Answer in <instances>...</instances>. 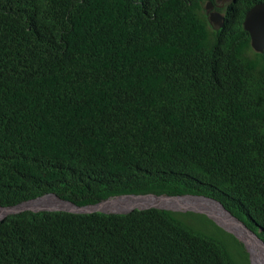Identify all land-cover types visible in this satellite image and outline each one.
<instances>
[{
  "label": "trees",
  "instance_id": "trees-1",
  "mask_svg": "<svg viewBox=\"0 0 264 264\" xmlns=\"http://www.w3.org/2000/svg\"><path fill=\"white\" fill-rule=\"evenodd\" d=\"M210 1L0 0V208L200 197L264 252V53L244 29L264 0H233L223 28ZM0 264L251 261L207 216L152 208L10 215Z\"/></svg>",
  "mask_w": 264,
  "mask_h": 264
},
{
  "label": "bare ground",
  "instance_id": "bare-ground-1",
  "mask_svg": "<svg viewBox=\"0 0 264 264\" xmlns=\"http://www.w3.org/2000/svg\"><path fill=\"white\" fill-rule=\"evenodd\" d=\"M61 178H62V176H61ZM59 201L60 200L56 199L54 196H47V197L41 198L39 200L23 204V205L19 206L17 209H19V210H24V209H29V208L43 209V208H47V207H50V208H71V206H69L68 204H65V203L59 202ZM155 205L156 206H163V207H172V208H177V209H180L183 207H194V208L204 210V211H208V212L214 214L221 223L228 226L231 230L235 231L237 234L242 236V238L247 241V243L249 244V247L252 251V255H253V259H254L253 261H255L254 264H264V252L259 250L256 243L245 232L244 228L242 226H240L238 222L234 221L230 216L221 214L217 211L212 210L208 206H203L199 203L179 200V198L143 197L133 204L124 205V204H120V203H116V202H114V203L108 202V203H102L100 206L93 207V208H91V210L104 209L107 211H126V210L136 208V207H147V206H155ZM10 212H11V210H4V209L0 208V217H4V216L8 215V214H10Z\"/></svg>",
  "mask_w": 264,
  "mask_h": 264
},
{
  "label": "water",
  "instance_id": "water-1",
  "mask_svg": "<svg viewBox=\"0 0 264 264\" xmlns=\"http://www.w3.org/2000/svg\"><path fill=\"white\" fill-rule=\"evenodd\" d=\"M222 2V5L220 7H224L226 5V3L232 1V0H219ZM215 4L214 2H211L207 5V9L208 12H210L213 8H214ZM211 22L215 25H218L220 27L225 26L224 24V17L221 13L219 12H215L211 14ZM245 29L247 31H249L252 35V38L254 40L253 44L254 47L258 50V51H264V2L257 4L255 7H253L247 14L246 20H245ZM129 196H156L155 198H180V196L178 197H171V196H157V195H129ZM102 203L97 204V205H93V206H87V207H83L85 209H82L80 207H76L72 204H70L72 206V209L68 210L71 212H76V213H93V212H104V213H116V214H129L131 212H133L136 209L139 210H143V209H148V208H152V207H156V208H164L162 206H147V207H136V208H132L126 211H107L104 209H98V210H91V208L93 207H97L100 206ZM18 207H16L15 209H12L10 214H20L22 212L28 211V210H33L35 212H38V210L40 209H34V208H29V209H24V210H19L17 209ZM221 208L223 209V207L221 206ZM47 211H51L53 210L52 208H43ZM82 209V210H80ZM175 211H183V212H187V211H193V212H198L200 210H197V208L194 207H183L180 209H173ZM224 210V209H223ZM225 211V210H224ZM226 212V211H225ZM210 218H212L219 226H221L222 228H225L227 231H229L230 233L235 234V232L233 230H231L230 228H228L226 225H224L223 223H221L218 218L214 215H212L209 212H206ZM10 214L1 217L0 220L7 218ZM238 238H240L238 235H236ZM242 240H244L245 244L247 245V247H249V244L247 243V241L245 239L242 238ZM250 248V247H249ZM252 264H254V261H252Z\"/></svg>",
  "mask_w": 264,
  "mask_h": 264
},
{
  "label": "clouds",
  "instance_id": "clouds-1",
  "mask_svg": "<svg viewBox=\"0 0 264 264\" xmlns=\"http://www.w3.org/2000/svg\"><path fill=\"white\" fill-rule=\"evenodd\" d=\"M233 1V0H232ZM232 1H230V2H228V3H226V5L224 6V7H220L221 5H222V2L221 1H219V0H216V2L215 1H210L209 3H211V2H214V4H215V6H214V8L210 11V12H208V9H207V5L209 4H207L206 5V11H207V13H208V15H209V18L211 17V14L212 13H214V11L215 12H219V13H221L222 15H223V17H224V24H225V15H224V13L222 12V11H220V9H226V7L232 2ZM264 2V1H263ZM263 2H259V3H257V4H260V3H263ZM257 4H255L254 5V7L257 5ZM252 9V8H251ZM250 9V10H251ZM249 10V11H250ZM248 11V12H249ZM248 14V13H247ZM246 17H247V15H246ZM245 20H246V18H245ZM210 21H211V18H210ZM244 23H245V21H244ZM214 25V24H213ZM214 26H218V25H214ZM218 27H220V26H218ZM224 27V26H223ZM223 27H220V28H223ZM244 29H245V25H244ZM246 30V29H245ZM247 31V30H246ZM247 32H249V31H247ZM250 33V32H249ZM250 35H251V33H250ZM251 39H252V48L254 49V51L255 52H258V53H264V51L262 52V51H258L255 47H254V44H253V42H254V40H253V38H252V35H251ZM150 195H156V194H150ZM129 195H125V196H121V197H128ZM157 196H159V195H157ZM161 196H166V195H161ZM54 197L56 198V199H58V200H60L61 202H63V203H65V204H68L69 206H71L70 204H72V205H74V206H76V207H80V208H82V209H85V208H83V207H87V206H77V205H75V204H73V203H71V202H69V201H66V200H62V199H60L57 195H54ZM138 197V196H137ZM140 197V196H139ZM151 197H156V196H151ZM171 197H178V196H171ZM42 198H44V197H42ZM115 198H120V197H115ZM181 199H191V200H205V201H208V202H211V203H213V204H215V205H217V206H219L220 207V209L224 212V213H226L227 215H229L234 221H236V222H238L239 223V225L240 226H242L251 236H253L254 238H256L257 240H259V241H261L259 238H261L255 231H253V230H251L243 221H241V220H239L237 217H234L231 213H229L225 208H224V206L222 205V204H220V203H218L217 201H214V200H210V199H206V198H200V197H192V196H188V197H180ZM39 199H41V198H39ZM39 199H36V200H39ZM111 199H114V198H110V199H108V200H105V201H103V202H100V203H104V202H107V201H109V200H111ZM36 200H31V201H29V202H32V201H36ZM26 203H28V202H26ZM26 203H24V204H26ZM100 203H98V204H100ZM21 205H23V204H21ZM21 205H19V206H21ZM94 205H97V204H94ZM19 206H17V207H19ZM88 206H93V205H88ZM221 206L223 207V209L226 211H224L222 208H221ZM163 207V206H162ZM16 208V207H15ZM15 208H13V209H15ZM48 208H50V207H48ZM152 208H156V207H152ZM152 208H148V209H152ZM2 209H4V208H2ZM53 210H51V211H47V210H45V209H40V210H38V212H40V211H46V212H70V213H76V212H71V211H68V210H70V209H72V206H71V208H52ZM82 209H80V210H82ZM157 209H166V210H171V211H175V210H173V209H177V208H172V207H164V208H157ZM9 210H12V209H9ZM136 210H139V209H136ZM143 210H145V209H143ZM197 210H200V209H197ZM28 211H33V210H28ZM135 211V210H134ZM26 212V211H25ZM175 212H177V211H175ZM206 212H208V211H204V210H200V211H198V212H193V211H187V212H183V211H178L177 212V214H189V213H194V214H201V215H205V216H207L210 220H212L218 227H220V228H222L221 226H219L212 218H210L209 217V215L206 213ZM23 213V212H22ZM93 213H104V212H93ZM210 213V212H209ZM21 214V213H20ZM76 214H91V213H76ZM105 214H111V213H105ZM114 214H116V213H114ZM212 214V213H211ZM10 215H14V214H10ZM9 215V216H10ZM212 215H214V214H212ZM215 216V215H214ZM1 218V217H0ZM4 219H6V218H4ZM4 219H2V220H4ZM1 221V220H0ZM228 227V226H227ZM229 228V227H228ZM223 230H225L228 234H230V235H232V236H234L239 242H242L244 245H245V247L247 248V250H248V253H249V255H250V261H251V264H252V261H253V255H252V251H251V249L249 248V247H247V245L245 244V242H244V240H242V236H240L239 234H237L235 231V234L236 235H238L240 238H238L236 235H234V234H232V233H230L229 231H227L225 228H222ZM259 231L261 232V233H264V228L263 227H259Z\"/></svg>",
  "mask_w": 264,
  "mask_h": 264
},
{
  "label": "rangeland",
  "instance_id": "rangeland-1",
  "mask_svg": "<svg viewBox=\"0 0 264 264\" xmlns=\"http://www.w3.org/2000/svg\"><path fill=\"white\" fill-rule=\"evenodd\" d=\"M254 260V259H253ZM255 262V261H254Z\"/></svg>",
  "mask_w": 264,
  "mask_h": 264
}]
</instances>
